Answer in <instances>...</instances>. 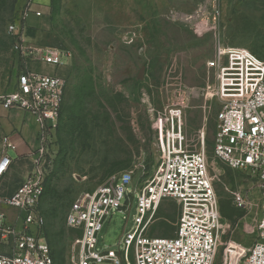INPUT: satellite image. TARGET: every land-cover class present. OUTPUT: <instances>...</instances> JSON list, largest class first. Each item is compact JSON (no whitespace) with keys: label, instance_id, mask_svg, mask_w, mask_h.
Returning a JSON list of instances; mask_svg holds the SVG:
<instances>
[{"label":"rangeland","instance_id":"obj_1","mask_svg":"<svg viewBox=\"0 0 264 264\" xmlns=\"http://www.w3.org/2000/svg\"><path fill=\"white\" fill-rule=\"evenodd\" d=\"M28 10L25 41L71 53L61 67L34 66L66 79L62 115L40 164L46 175L40 209L55 264H72L76 255L80 231L66 223L73 204L135 169L131 214L112 211L98 235L99 250L120 248L119 239L134 226L142 165L154 169L164 152L160 121L171 109L182 110L190 152L202 149L205 133L222 224L214 264H243L260 239L262 181L256 172L232 169L215 156L221 103L208 99L205 90L216 83L208 62L220 46L242 47L264 59V0H0V95L14 88L26 61L33 66L31 57L15 51L8 29ZM217 11L216 26L186 21L201 15L213 21ZM7 111L0 106V159ZM9 155L17 157L12 150ZM34 158L23 166L34 168ZM14 191H0V213L11 221L18 211L2 201ZM179 218L178 203L166 199L148 234L174 237Z\"/></svg>","mask_w":264,"mask_h":264},{"label":"built area","instance_id":"obj_2","mask_svg":"<svg viewBox=\"0 0 264 264\" xmlns=\"http://www.w3.org/2000/svg\"><path fill=\"white\" fill-rule=\"evenodd\" d=\"M8 26L19 56L32 58L20 68L14 88L0 95V106L33 115L38 125L39 149L36 166L3 203L18 211L17 221L0 213V264H54L51 245L44 234L45 218L40 200L45 190V172L40 166L47 154L51 135L62 115L66 79L58 73L39 72L34 66L61 67L71 53L59 47L40 48L25 41L27 17ZM42 16L40 11H33ZM205 15L188 17L192 24L216 26ZM216 73V83L205 90L208 99L221 103L217 113L215 156L232 169L256 172L262 181V217L260 239L253 245L243 264H264V59L237 46H220L208 62ZM164 152L154 169L142 165L135 190L138 192L134 226L119 239V249H98L99 232L114 210L131 214L137 172L127 170L114 176L73 204L66 223L80 231L75 240L72 264H214L221 243L219 197L210 175L202 134V149H187L181 109H171L160 121ZM0 159V180L13 159L7 150L15 144L4 137ZM172 199L180 206V218L174 237L151 236L148 228L160 205Z\"/></svg>","mask_w":264,"mask_h":264},{"label":"crops","instance_id":"obj_3","mask_svg":"<svg viewBox=\"0 0 264 264\" xmlns=\"http://www.w3.org/2000/svg\"><path fill=\"white\" fill-rule=\"evenodd\" d=\"M5 133L4 137L9 139L15 144L16 149L10 150L17 153V157L0 180V191H14L19 181H24L34 168H26L23 166L24 160L35 157L39 149L40 143L38 139V125L32 114L22 110H8L7 118L5 120ZM4 139V138H3Z\"/></svg>","mask_w":264,"mask_h":264},{"label":"trees","instance_id":"obj_4","mask_svg":"<svg viewBox=\"0 0 264 264\" xmlns=\"http://www.w3.org/2000/svg\"><path fill=\"white\" fill-rule=\"evenodd\" d=\"M53 255V254H52ZM54 264H55V261H54Z\"/></svg>","mask_w":264,"mask_h":264},{"label":"bare ground","instance_id":"obj_5","mask_svg":"<svg viewBox=\"0 0 264 264\" xmlns=\"http://www.w3.org/2000/svg\"><path fill=\"white\" fill-rule=\"evenodd\" d=\"M205 142V141H204Z\"/></svg>","mask_w":264,"mask_h":264}]
</instances>
